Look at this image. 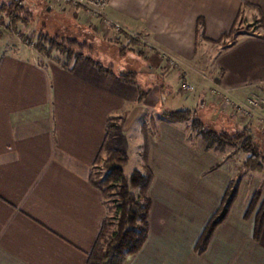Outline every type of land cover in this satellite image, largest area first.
Returning <instances> with one entry per match:
<instances>
[{
	"label": "crops",
	"instance_id": "crops-1",
	"mask_svg": "<svg viewBox=\"0 0 264 264\" xmlns=\"http://www.w3.org/2000/svg\"><path fill=\"white\" fill-rule=\"evenodd\" d=\"M41 2L51 12L46 0H24L20 7L37 15ZM4 5L8 0H0V264H88L108 214L90 170L113 136V119L126 121L127 133L141 111H156L160 94L179 85L167 77L163 55L175 61L180 83L194 89L180 109L197 110L215 127L231 120L226 111L215 114L210 88L237 101L264 94V0H108L106 15L122 27L116 38L80 11L62 10L107 44L110 52L97 57L112 74L84 61L69 66L64 56L51 60L19 43L6 46L2 30L22 35L27 22L15 25ZM245 20L255 21L257 31L223 39L221 48V36ZM132 38L139 39L136 47L126 45ZM120 44L128 46L124 55ZM213 45L221 49L194 74L201 52ZM128 73L133 82L119 79ZM159 125L145 138L146 240L123 264H264V222L256 231V213L245 216L250 198L242 188L205 250L196 252L231 176L180 124ZM259 133L254 138L263 141Z\"/></svg>",
	"mask_w": 264,
	"mask_h": 264
},
{
	"label": "trees",
	"instance_id": "trees-1",
	"mask_svg": "<svg viewBox=\"0 0 264 264\" xmlns=\"http://www.w3.org/2000/svg\"><path fill=\"white\" fill-rule=\"evenodd\" d=\"M23 1L8 0V5L1 7L4 8L14 24L19 22L26 23V20L22 16L16 15V12L18 13V11L23 9V7H20ZM235 32L236 29L232 27L228 33L221 36V39L217 43L226 38H233L234 40L233 34ZM128 41L126 45L136 47L139 39L132 38ZM44 43H48L49 48H44ZM126 45H119L122 55L129 51ZM77 47L78 44L74 41L58 42L51 39L48 35L39 34L34 49L42 56L48 58L51 57L52 51L56 50L66 57L67 60L73 59L74 64L84 61L95 66L99 71L112 74L111 69H106L101 63L88 56H84L79 51L77 52L75 49ZM137 52L142 55V51ZM119 79L133 82L134 76L128 73L119 75ZM162 119L172 124H186L190 122L191 126L187 131L191 130L195 132L197 135L196 139L204 142L205 151L217 155L218 152H223L228 147L234 148L235 151L246 155L243 160V166L247 170L257 173L263 171L264 157L259 152L257 144L251 138L249 129L243 128L236 135L230 137L225 132H220L213 128L206 119L198 118L197 110L179 109L176 111H165L162 113ZM108 153L113 154L112 160L114 161L106 162V166L103 167L105 175L101 180H94L93 184L101 190L104 199L113 198L111 199V204L113 205L109 206L106 202L108 214L102 225L99 239L89 256L88 264H123L128 256L136 254L141 249L148 232L150 199L147 195V189L151 178L149 168L145 166L141 170H134L127 176L124 174L125 161L114 163L116 161L115 156L118 153L114 150L108 151ZM224 164V162L221 163L220 161V166ZM239 184V178L230 180L216 213L208 222L199 242L196 244V252L198 254H201L205 250L213 231L225 219L238 195ZM255 197L249 203L245 216H250L257 209L255 223L256 231H259L264 222V202L258 207V194Z\"/></svg>",
	"mask_w": 264,
	"mask_h": 264
},
{
	"label": "rangeland",
	"instance_id": "rangeland-1",
	"mask_svg": "<svg viewBox=\"0 0 264 264\" xmlns=\"http://www.w3.org/2000/svg\"><path fill=\"white\" fill-rule=\"evenodd\" d=\"M34 1H37V0H34ZM38 6L40 9V12L37 15H33V13L31 14L32 10H28L26 8H23L21 11L17 13V15L22 16L27 22L25 26L26 30L23 31L24 33H22V35L15 34V32L12 31V29H10V31L9 29L2 30L4 31L2 32V37H3V40L6 46H8V44L10 46L11 43L15 42V43H19L23 47L25 46L26 48L32 50L35 48L38 35L45 34V35H48L51 39L57 40L58 42L69 41V40L74 41L78 44V47L75 48L77 52L79 51L84 56H88L91 59L100 62L101 64L102 62H105V61L100 60L97 57L98 56L97 54L98 53H102L104 55L105 53L108 54L110 50H108L106 46L107 44L106 45L101 44L97 39H95V36L91 31L81 28L79 26H76V24H73L72 21L66 18L67 13L60 11L57 7L50 5L52 9L51 12H46L47 8L42 2ZM60 13L63 17L60 16ZM256 31H257V23L253 20L252 21L245 20L241 22V24L239 25L238 29H236V32L235 34H233V36L236 37L238 33H241V32L242 33L244 32L253 33ZM105 36L107 35L105 34ZM14 37H18V38H14ZM11 38H14L15 41L11 40ZM221 44H222L221 48H223L225 43L223 44V42L221 41ZM43 47L46 49L49 48L48 43H44ZM220 49L217 46L213 45L208 50L204 51V54L203 52H201L200 54L201 61L197 62V64L194 66L195 67L193 71L195 72L194 74L204 72L203 68H201L202 63H203V66H205L204 65L205 62L203 61H205L206 59H210L209 62H211V60L213 59L215 55V50L218 51ZM51 57L53 58L51 60L55 59L58 62H60L61 57H63V55H61L56 50H53L51 53ZM68 62L70 63H68L67 65L71 66L73 64V59H68ZM177 67L168 68L169 74L167 75V77L170 78V76L173 75L172 81L179 80V85L175 81L171 84V86L169 87V90L165 92L163 91L164 93L160 94L159 105H157L158 108L156 109V111L150 108L143 110V112L141 111V118H139L134 123L131 130L128 131L127 133H123L122 131V128L126 127V123H127L126 121L125 123L122 121L119 122L118 118H115L112 120L114 128L111 127L110 131L114 132L112 134L113 136H111L110 140H108L106 147H105L106 149L101 153L100 157L96 160L95 164L92 166L90 170L89 177H90V181L92 182V184L94 183V180H98V179L101 180L103 176L105 175V169L103 167L106 166L105 165L106 162L114 161L112 160L113 154L112 155L109 154L108 151L114 150L118 153V155L115 156L116 161L114 163L125 161L126 164L124 165V174L127 176L130 175L134 170H136L139 164L142 163V168L146 166L145 158H144L145 144H146L145 138H147L146 134H152L153 132L156 131L157 127L160 128V125L159 126L157 125L160 121L163 120L162 119L163 112L176 111L182 108L181 106H189L187 104L189 102H184V101L187 98H189V96L193 95V92L191 93L181 92V87H180L181 79L179 76L178 77L175 76L172 71L176 69ZM211 68L212 67L210 66L208 67V69H211ZM208 94H209V90H208ZM216 108L217 110H215V114H217L218 111L220 112L226 111L225 113L228 114V119H230L231 121L229 122L227 120V123H222V124L219 123L216 127L213 126V121L207 120L208 123L210 124V121H211V125L213 126V128L218 129L220 132H225L230 137H233L234 135H236L243 128L248 129L249 126H254V130H256V132L252 133L250 131V135L253 141L257 144L259 152L264 157V140L260 141L257 139L258 140L257 141L256 138H254L255 135L258 136L259 134L260 136V133H259L260 129L259 127H257L256 123L254 121L250 122L249 120H242L239 117H237L235 114H232L230 110L224 109L221 106H216ZM207 114H206V117L211 116L210 112H207ZM198 118L201 119L202 118L201 115H198ZM164 122L169 123L166 120H164ZM189 123L190 122L186 124H180L179 125L180 129L181 130L183 129L182 131L186 133V136L189 138V140L191 138L197 140L196 139L197 135L195 134V132H192L191 130L187 131V129L191 126ZM138 140H141V141L143 140V141L140 143L138 142ZM217 156L220 158L221 163L222 162L225 163L224 164L225 169L231 176L230 179L231 180L233 178L240 179L238 190L242 188L241 191L245 193V196L248 195V197L250 198V202L258 194L257 200H258V207H259L260 204L264 202V169L261 173L251 172L247 170L243 166V160L245 159L246 155L242 154L239 151L238 152L235 151V149L231 147L226 148L223 152H218ZM141 169H137V170H141ZM105 199L109 206L113 205L111 204L112 203L111 199L113 198H105ZM256 211L254 212L256 213Z\"/></svg>",
	"mask_w": 264,
	"mask_h": 264
},
{
	"label": "built area",
	"instance_id": "built-area-1",
	"mask_svg": "<svg viewBox=\"0 0 264 264\" xmlns=\"http://www.w3.org/2000/svg\"><path fill=\"white\" fill-rule=\"evenodd\" d=\"M51 5L57 7L60 11L68 8L78 10L87 22L100 25L106 34H110L116 38L121 34L122 27L108 17L105 8L108 0H46ZM163 59L167 60L169 67H175L176 63L173 59H167L164 55ZM182 93H191L193 87L185 82L180 84ZM208 100L214 105L221 106L230 110L242 120L254 121L260 130L264 132V94H251L244 101L232 99L225 90L218 87L209 89Z\"/></svg>",
	"mask_w": 264,
	"mask_h": 264
},
{
	"label": "water",
	"instance_id": "water-1",
	"mask_svg": "<svg viewBox=\"0 0 264 264\" xmlns=\"http://www.w3.org/2000/svg\"><path fill=\"white\" fill-rule=\"evenodd\" d=\"M49 10V9H48Z\"/></svg>",
	"mask_w": 264,
	"mask_h": 264
}]
</instances>
